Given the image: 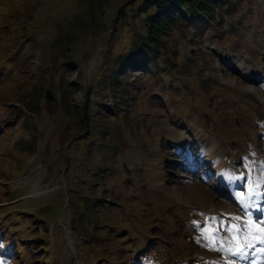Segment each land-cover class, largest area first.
Segmentation results:
<instances>
[{
    "label": "rangeland",
    "instance_id": "1",
    "mask_svg": "<svg viewBox=\"0 0 264 264\" xmlns=\"http://www.w3.org/2000/svg\"><path fill=\"white\" fill-rule=\"evenodd\" d=\"M145 1L0 0L3 264H264L197 242L264 180V0L143 52Z\"/></svg>",
    "mask_w": 264,
    "mask_h": 264
},
{
    "label": "snow or ice",
    "instance_id": "2",
    "mask_svg": "<svg viewBox=\"0 0 264 264\" xmlns=\"http://www.w3.org/2000/svg\"><path fill=\"white\" fill-rule=\"evenodd\" d=\"M228 179H243V176L234 177L229 175ZM237 199L247 216L246 220L241 221L240 216H232L231 223L225 224L220 217H208L211 223L201 229L200 236L197 238L205 242V247L211 251L224 253L228 256L239 257L244 260L250 254L252 249L264 254V214L254 218L249 211L252 207H257V202L264 199V180H253L251 176L247 178V195L243 192L237 194ZM219 223L220 227H213V224ZM199 227V225H197ZM223 229L224 235L220 234ZM227 237H231L228 239ZM259 244L260 247L256 248ZM0 264H3L0 261ZM210 264H221L220 261L210 262ZM227 264H234L228 260Z\"/></svg>",
    "mask_w": 264,
    "mask_h": 264
},
{
    "label": "trees",
    "instance_id": "3",
    "mask_svg": "<svg viewBox=\"0 0 264 264\" xmlns=\"http://www.w3.org/2000/svg\"><path fill=\"white\" fill-rule=\"evenodd\" d=\"M224 0H146L139 8L140 14H145L144 21L145 34L141 35L139 48L143 52L157 49L160 38L165 36L169 27L183 17L182 10H187V14L192 19L198 17L209 18L211 10L223 3ZM137 45V44H136ZM147 56H143L146 62ZM130 62L125 58L124 69L129 67Z\"/></svg>",
    "mask_w": 264,
    "mask_h": 264
},
{
    "label": "water",
    "instance_id": "4",
    "mask_svg": "<svg viewBox=\"0 0 264 264\" xmlns=\"http://www.w3.org/2000/svg\"><path fill=\"white\" fill-rule=\"evenodd\" d=\"M45 99L48 100V101H52L53 100L51 98V96H50V92L49 91L46 92Z\"/></svg>",
    "mask_w": 264,
    "mask_h": 264
},
{
    "label": "bare ground",
    "instance_id": "5",
    "mask_svg": "<svg viewBox=\"0 0 264 264\" xmlns=\"http://www.w3.org/2000/svg\"><path fill=\"white\" fill-rule=\"evenodd\" d=\"M247 74H248V73H247ZM251 80H252V79H251ZM189 163L193 166V162L190 161ZM199 164H201V163H199ZM29 197H30V196H29ZM253 208H255V207H253ZM253 208H252V209H253Z\"/></svg>",
    "mask_w": 264,
    "mask_h": 264
}]
</instances>
